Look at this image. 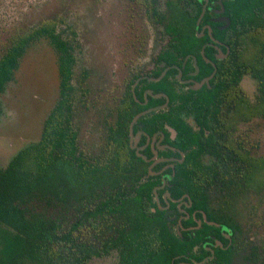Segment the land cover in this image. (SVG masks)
Here are the masks:
<instances>
[{
    "label": "trees",
    "instance_id": "16d2710c",
    "mask_svg": "<svg viewBox=\"0 0 264 264\" xmlns=\"http://www.w3.org/2000/svg\"><path fill=\"white\" fill-rule=\"evenodd\" d=\"M192 1L197 0H185L183 7L180 1H168L169 12L160 19L170 42L159 59L181 64L188 54H196L199 78L212 66L200 55L209 38L197 34L198 12L188 9ZM226 14L230 26L215 29L214 35L226 42L230 53L217 62L212 87L183 89L171 78L176 69L160 81L145 80V87L170 97L169 108L160 112L161 127L168 123L178 130L175 144L186 155L174 181L204 209L210 201L231 208L249 193L264 190V156L254 155L240 133L243 124L264 117V0H226ZM72 32L73 37H66L57 21L47 20L15 38L0 56V94L15 78L28 47L40 38H48L57 51L60 73V97L45 119L40 140L0 168V264H87L92 254L112 250L119 264H178L186 243L173 235L162 215L149 213L143 201L154 183H138V161L125 140V101L119 120L107 129L101 152L89 156L79 147L73 121L77 58ZM214 52L213 47L206 49L209 57ZM245 75L256 80L254 98L241 86ZM128 93L132 100L128 90L125 98ZM146 122L157 121L147 116ZM258 248L251 246L247 257L264 264V250L260 255ZM233 254V246L220 250L221 262L233 264Z\"/></svg>",
    "mask_w": 264,
    "mask_h": 264
},
{
    "label": "rangeland",
    "instance_id": "374dc122",
    "mask_svg": "<svg viewBox=\"0 0 264 264\" xmlns=\"http://www.w3.org/2000/svg\"><path fill=\"white\" fill-rule=\"evenodd\" d=\"M47 20L57 21L66 37L76 32L73 121L80 149L98 155L107 131L103 120H115L128 72L155 68L168 36L131 0H0V56L15 38ZM14 77L0 94V168L40 140L60 97L58 53L48 38L28 47ZM241 86L254 98L255 79L246 75ZM240 133L254 155L264 156V117L243 124ZM232 207L246 239L264 248V190L249 193ZM89 264H118V255L95 257ZM237 264L247 262L241 256Z\"/></svg>",
    "mask_w": 264,
    "mask_h": 264
},
{
    "label": "flooded vegetation",
    "instance_id": "af4514ba",
    "mask_svg": "<svg viewBox=\"0 0 264 264\" xmlns=\"http://www.w3.org/2000/svg\"><path fill=\"white\" fill-rule=\"evenodd\" d=\"M168 1L170 0H131L133 6L135 3L141 9L144 18L153 23L155 27L164 29L168 40L166 46L155 57V68L149 72L133 69L128 72L129 77L124 81L115 108V120L110 123L105 117L103 123L106 129L110 125H114L120 117L119 106L125 101L122 104L125 106L123 113L126 114L128 120L125 140L134 159L138 161L137 173L140 175L138 183L146 180L154 183L148 189L150 190L149 196H144L143 201L149 213L162 215L173 235L186 243L182 254L184 260L178 264H223L220 250H228L231 246L234 247L233 264H237L238 258L241 256L247 264H254L247 256H250L251 246L258 247V245L250 243L246 239L232 206L229 208L224 202L217 204L210 201L209 206L204 209L202 204L197 202L195 196L187 191V188L182 186L181 191L179 190V184L174 181V178L178 164L184 162L186 155L175 144L178 130L168 123L164 124L165 129H163L160 121V112L169 108L170 97L163 91H155L153 88L145 87V80L149 82L160 81L172 69H176V71L172 73L171 78L177 79L183 85V89L199 90L205 85L209 88L212 87L211 83L218 72L217 62L230 53L226 42L214 35L215 29L226 30L232 22L231 17L226 14V0H197L196 2L192 1L193 5H188L190 13L193 14L195 10L198 12L196 24L198 36L209 38L203 42L200 55L205 62L212 66V69H208L207 74L199 78L197 77L201 73V66L196 54H188L181 61V64H167L166 61L159 59V55L168 48L170 42V35L160 19L163 13L169 12ZM178 1H180L181 7L185 5V0H171L174 3ZM157 15L158 20L153 18ZM208 47L215 48L212 57L206 54ZM188 62L191 64L188 65ZM154 71H160L159 75H153ZM131 80L133 83L130 84L131 87L129 88ZM196 82H203V84L197 89L192 88L191 86L195 85ZM127 90L131 92L133 101L129 93L125 98ZM152 99L158 102L151 104ZM163 99L165 100L162 101ZM147 116H155L157 122L154 124L147 123ZM187 121L191 125H195L193 117H188ZM135 191L133 190V194ZM247 249L249 251L246 254ZM258 249L260 255H263L264 248L259 246ZM115 252L112 250L109 254H92L88 258L87 264L95 257L109 256Z\"/></svg>",
    "mask_w": 264,
    "mask_h": 264
},
{
    "label": "water",
    "instance_id": "95a60500",
    "mask_svg": "<svg viewBox=\"0 0 264 264\" xmlns=\"http://www.w3.org/2000/svg\"><path fill=\"white\" fill-rule=\"evenodd\" d=\"M202 84H203V82H200V83L196 82V84L195 85H192L191 87L197 89V88L201 87Z\"/></svg>",
    "mask_w": 264,
    "mask_h": 264
}]
</instances>
